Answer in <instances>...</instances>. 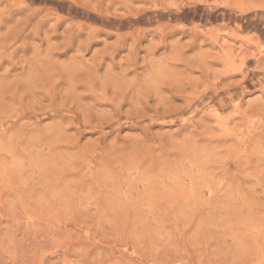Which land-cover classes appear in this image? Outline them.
Instances as JSON below:
<instances>
[{
	"label": "rangeland",
	"instance_id": "rangeland-1",
	"mask_svg": "<svg viewBox=\"0 0 264 264\" xmlns=\"http://www.w3.org/2000/svg\"><path fill=\"white\" fill-rule=\"evenodd\" d=\"M0 264H264V0H0Z\"/></svg>",
	"mask_w": 264,
	"mask_h": 264
}]
</instances>
